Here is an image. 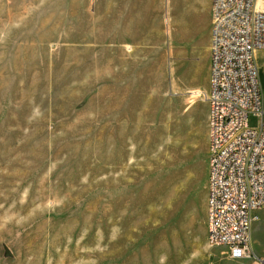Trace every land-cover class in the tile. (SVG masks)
<instances>
[{"label": "rangeland", "instance_id": "obj_1", "mask_svg": "<svg viewBox=\"0 0 264 264\" xmlns=\"http://www.w3.org/2000/svg\"><path fill=\"white\" fill-rule=\"evenodd\" d=\"M112 2L0 0V264H260L191 252L205 90L114 51ZM251 237L264 261V210Z\"/></svg>", "mask_w": 264, "mask_h": 264}, {"label": "built area", "instance_id": "obj_2", "mask_svg": "<svg viewBox=\"0 0 264 264\" xmlns=\"http://www.w3.org/2000/svg\"><path fill=\"white\" fill-rule=\"evenodd\" d=\"M264 11L256 0H211L208 104L207 244L230 258L256 259L252 223L264 210ZM249 114L259 126L247 125Z\"/></svg>", "mask_w": 264, "mask_h": 264}, {"label": "crops", "instance_id": "obj_3", "mask_svg": "<svg viewBox=\"0 0 264 264\" xmlns=\"http://www.w3.org/2000/svg\"><path fill=\"white\" fill-rule=\"evenodd\" d=\"M112 11L114 51L128 52L129 59L139 63L134 66L138 68L152 67V54H159V61L167 60L174 70L179 88L207 92L211 62V0H113ZM179 74L191 77L192 82L182 85ZM207 178L208 163L201 169L193 215L187 222L191 227V252H196L195 256L213 255V249L207 244ZM202 233L204 242L197 243L195 239Z\"/></svg>", "mask_w": 264, "mask_h": 264}, {"label": "bare ground", "instance_id": "obj_4", "mask_svg": "<svg viewBox=\"0 0 264 264\" xmlns=\"http://www.w3.org/2000/svg\"><path fill=\"white\" fill-rule=\"evenodd\" d=\"M257 1V8L261 11H264V0H256Z\"/></svg>", "mask_w": 264, "mask_h": 264}]
</instances>
